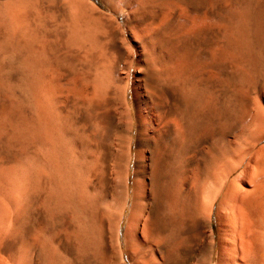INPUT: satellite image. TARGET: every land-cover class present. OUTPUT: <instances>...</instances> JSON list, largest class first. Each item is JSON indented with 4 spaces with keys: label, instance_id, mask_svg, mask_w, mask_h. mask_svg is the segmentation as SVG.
<instances>
[{
    "label": "bare ground",
    "instance_id": "1",
    "mask_svg": "<svg viewBox=\"0 0 264 264\" xmlns=\"http://www.w3.org/2000/svg\"><path fill=\"white\" fill-rule=\"evenodd\" d=\"M252 2L0 0V238L14 264L60 250L67 264H207L212 214L239 230L232 172L264 158V88L246 94L264 73ZM257 238L242 264H258Z\"/></svg>",
    "mask_w": 264,
    "mask_h": 264
},
{
    "label": "rangeland",
    "instance_id": "2",
    "mask_svg": "<svg viewBox=\"0 0 264 264\" xmlns=\"http://www.w3.org/2000/svg\"><path fill=\"white\" fill-rule=\"evenodd\" d=\"M252 1H253L252 10H254L255 6L258 5L261 1L260 2H258V0H252ZM119 18L121 19V16H119ZM254 23H255V19L252 18L250 20V32H251V39H252L251 43L252 44L254 43L253 34H252ZM257 49L258 48L254 46V51H257ZM261 66L262 65H260V67ZM263 88H264V73H261L257 75L256 77H253V81L248 84L247 92H246L247 97L248 98L255 97L258 94L257 92H259V89H263ZM248 127L246 128V133H245V136L248 138V140H252L253 137H256L257 135L261 133L259 129L257 130V129L248 128ZM260 146H264V139L259 141L256 147H260ZM232 155L235 156V152H233ZM256 155L258 157L260 154L259 153L253 154L252 158L249 161V163L251 164L248 163L247 167L245 168H243L242 165L235 168L231 176V185H232L231 192L233 194L234 192L235 193L237 192L236 197L238 201H237V208L235 209L234 214L236 213L237 215L239 214V218H238L239 220L238 229L239 230L237 229L235 230L233 228V232H232L233 225L231 226L232 223L231 222L229 223V221H232V220L229 219L231 218L229 217L230 214L225 209H222V211L224 212L221 211L220 213L221 221L219 220V215L217 211H215L212 214L211 225L213 227V233H214V238H215L214 247L216 249L213 252L214 254L212 253L210 257V261L207 262V264H229V263L230 264H242L241 256H246L249 259H253L254 255L252 251V245H255V244L251 243L250 239L252 238V234H255V233H257V236H258L256 245L258 246L260 250L258 251V254H259L258 264H264V162H263L264 158L261 159L260 164H259L260 172H257L256 166L253 161ZM255 184L259 185V189L256 193H253L252 187ZM241 199H244V205L247 207V210H250V212H246L244 209H242V205L240 202ZM214 208H215V205H214ZM240 210H242V214ZM2 227H3V223H2ZM219 232L220 234L223 233L222 237H223L224 243L223 244L220 243L221 245H219L218 247L219 235H220ZM38 235H39V241H40V248L44 247V241H46V238H49L48 235L50 234L47 231H45V227L42 225L41 229H39L38 231ZM232 236L236 237V243H233L235 245L234 248L232 247L233 246L232 238H234ZM0 243L2 245V247H0V264H7V263L14 264L16 257H17L18 246L17 245L14 246L11 244L12 246L7 245V247L4 249L2 238H0ZM46 248H48V245H46ZM49 250L53 252L54 247L50 245ZM60 252H61L60 255H57L56 252L54 251V255H53L54 257L52 256L53 258L49 260L50 264H51V260H54L56 264H67L68 255H66V253H64L61 250ZM99 253L100 252L95 253L94 259L88 260L87 262H85L84 260L85 257L84 258L80 257L79 258L80 264H100L101 262H103V257H102V253L100 254ZM3 259H4V262H3ZM38 261L40 264L47 263L48 262L47 253L44 251L40 252ZM191 261L193 262V259L186 260V262H189V263ZM186 262L184 263L180 262V264H186Z\"/></svg>",
    "mask_w": 264,
    "mask_h": 264
}]
</instances>
